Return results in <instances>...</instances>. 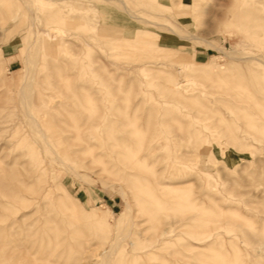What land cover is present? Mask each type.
Returning <instances> with one entry per match:
<instances>
[{
  "label": "rangeland",
  "instance_id": "1",
  "mask_svg": "<svg viewBox=\"0 0 264 264\" xmlns=\"http://www.w3.org/2000/svg\"><path fill=\"white\" fill-rule=\"evenodd\" d=\"M10 168L0 264H264V0H0Z\"/></svg>",
  "mask_w": 264,
  "mask_h": 264
},
{
  "label": "bare ground",
  "instance_id": "2",
  "mask_svg": "<svg viewBox=\"0 0 264 264\" xmlns=\"http://www.w3.org/2000/svg\"><path fill=\"white\" fill-rule=\"evenodd\" d=\"M121 2V1H120ZM124 2V1H123ZM29 3V2H28ZM124 4V3H123ZM126 5V4H125ZM125 7V6H124ZM126 8V7H125ZM124 9V8H123ZM133 16V15H132ZM32 20V19H31ZM34 20V18H33ZM48 27V26H47ZM49 34H50V29L49 28H45V34L43 35V46H47V45H50V44H53V41L50 40L49 38ZM90 39V38H89ZM93 40V39H92ZM137 42H133V43H127V45H132V46H135L137 45L136 44ZM30 44V43H29ZM88 44V43H87ZM28 45V44H27ZM213 45V44H212ZM29 46V45H28ZM86 46V45H84ZM90 47V46H89ZM30 48V47H29ZM54 49V48H53ZM28 50V49H27ZM34 54V53H33ZM46 54V53H45ZM53 54V53H52ZM54 56V55H53ZM27 59H25V61L23 62V65L25 66V68H28L29 67V63H30V58H29V55L26 56ZM38 58V57H37ZM149 60V59H147ZM37 61V59H36ZM153 60H149V62H151ZM35 62V61H33ZM33 64V63H32ZM44 66V65H42ZM24 68V67H23ZM24 68V69H25ZM25 75V73H24ZM20 91L22 93V100L23 103H24V106H25V109H26V113H27V119L24 121L25 123H27L28 125L31 126V130L33 131V133L36 134V140L39 141L40 143H42L45 147H50L52 149V151L54 152V158L57 160H60V161H63V159L60 157L59 153L52 147L50 146V136L47 134V131L45 130L44 128V124H43V121L40 119L41 116L39 114H36L33 110H32V106H31V101L29 100V89H28V86H22L20 87ZM20 93V94H21ZM21 97V96H20ZM247 115V114H246ZM250 115V114H248ZM177 121V120H176ZM20 123V122H19ZM176 123V122H175ZM177 124V123H176ZM180 125H182V123H179ZM179 125V127H180ZM179 128L177 127L176 131L178 130ZM165 133H167V131H163ZM261 134V133H260ZM135 152V151H134ZM131 154V153H130ZM137 155H138V151H137ZM130 156V155H129ZM133 156V154H132ZM135 156V155H134ZM136 157V156H135ZM134 157V158H135ZM131 158V156L129 157ZM137 159V158H136ZM131 160H134V159H130ZM135 161V160H134ZM42 162V161H41ZM136 162H139V160ZM40 163V162H39ZM133 163V162H131ZM70 166V165H69ZM44 167V166H43ZM73 167V166H72ZM75 168V167H74ZM43 169V168H42ZM15 171V170H14ZM14 171L10 168L8 169L7 173L4 175V176H0V188L3 192H10L11 193V182L13 183L14 180H16V173H14ZM73 171V170H72ZM75 173L76 170L74 169ZM42 172V171H41ZM38 176V175H36ZM20 181V180H19ZM18 182V180H17ZM23 183V182H22ZM25 184V182H24ZM23 185V184H22ZM29 185V183H28ZM59 185H61V183H59ZM27 189V187H26ZM15 191V189H14ZM17 194V193H16ZM16 196V195H15ZM47 197V195H44V197ZM19 197V196H18ZM45 197V198H46ZM39 198H43V195H39L37 199ZM46 206V204H42V208L44 209V207ZM65 208H66V205H64ZM105 254H107L105 252ZM106 258L108 257V255L105 256ZM104 260H106L104 258ZM109 260V257L108 259ZM106 260V261H107ZM108 262V261H107ZM107 264V263H106Z\"/></svg>",
  "mask_w": 264,
  "mask_h": 264
}]
</instances>
